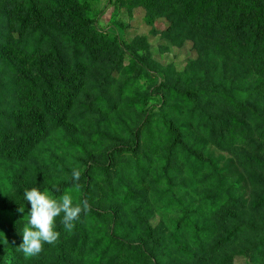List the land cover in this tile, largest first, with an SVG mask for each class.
I'll list each match as a JSON object with an SVG mask.
<instances>
[{"label": "rangeland", "instance_id": "rangeland-1", "mask_svg": "<svg viewBox=\"0 0 264 264\" xmlns=\"http://www.w3.org/2000/svg\"><path fill=\"white\" fill-rule=\"evenodd\" d=\"M27 1L0 0V83L10 81L19 88L21 75L35 78L40 69L29 59L30 52L44 56L55 45L63 58L66 76L72 77L78 92L68 110L54 107L61 119L59 127L47 131L40 142L24 154V163L11 164L0 157V199L14 193L26 177H38L37 173H46L57 182L66 179L53 160L57 158L70 169L92 174L94 193L87 200L97 219L89 220L91 236L110 207L135 230L138 227L133 216L138 214L149 223L153 233H168L166 223L180 213L174 207L165 208L166 197L155 200L166 187L153 178L165 174L167 153L164 149L175 136L181 145L186 143L187 148L193 147V152L195 140L204 141V145L198 147L202 156L210 159L231 182H249L243 194L249 203L260 197L262 189L252 181L255 177L264 179V169L245 162L246 157L253 155L264 159V140L255 130L257 123L235 114L237 119L247 122L251 135L237 131L233 139L228 136L217 142V138L211 136L210 126L200 123L198 112H189L188 103L175 100L170 91V88L182 92L198 86L217 85L219 89L225 86V89L236 90L235 97L241 102L263 108L264 81L255 74L252 63L234 52L225 39L189 28L176 3L174 6L156 3L148 9L141 0H87L84 10L77 0H61V8L35 0L34 9L29 13ZM179 2L181 7L190 5L189 0ZM64 10L85 15L96 32L116 40L121 49L89 58L85 50L80 49L84 39L81 30L73 26ZM221 22L234 25L226 18ZM2 57L7 62L11 60L16 68L10 67ZM142 68L151 79L141 76ZM211 98V95L198 97V101L214 115L234 114L228 106ZM0 105L1 109L10 108L12 115L19 114L23 118L24 103L15 95H0ZM136 108L144 112H137ZM162 113L165 120H159ZM149 114L155 116L144 120ZM179 133L184 136H178ZM72 141L83 143L85 151H80ZM53 156L56 157L52 159ZM187 168L176 149L169 157L168 175L173 184L188 180L189 186L183 193L187 200H193L196 186L187 176ZM125 187L141 194L145 200L134 201L126 195ZM111 189L119 194L118 198L110 196ZM181 191L176 190L175 195ZM198 192L196 190V194ZM56 193L54 197L58 198L60 192ZM66 193L74 200L73 191ZM25 203L30 211V204L26 200ZM236 213L245 222L264 224V208L252 211L247 206ZM59 224L56 221V225ZM104 226L107 229L112 226L109 218L104 220ZM221 226L226 228L227 225L216 223L217 229ZM253 238L254 234L244 233L229 248L192 261L170 251L163 264H214L215 259L238 252L244 247L245 239ZM232 264L253 263L236 255ZM255 264H264V261Z\"/></svg>", "mask_w": 264, "mask_h": 264}, {"label": "trees", "instance_id": "trees-1", "mask_svg": "<svg viewBox=\"0 0 264 264\" xmlns=\"http://www.w3.org/2000/svg\"><path fill=\"white\" fill-rule=\"evenodd\" d=\"M44 1L50 7L62 6L61 0ZM77 1L85 10L87 0ZM34 2L35 0L27 1L29 13L34 9ZM141 2L148 9L156 3L160 6H174L173 3H176L189 28L207 36L225 39L234 52L252 63L255 74L262 82L264 81V0L253 2L189 0L190 5L185 7L180 6L179 0L176 2L141 0ZM64 11L73 26L81 30L84 39L81 41L80 49L85 50L89 58L94 59L95 55L99 56L105 51L116 52L121 49V45L116 40L96 32L92 22L85 15L73 10ZM223 18L233 21L234 25L222 23ZM35 52L31 51L29 55V59L40 69L36 72L35 78L21 75L18 80L19 88L10 81L0 83V95H15L25 106L21 118L19 114L12 115L10 108L1 109L0 105V157L11 164L24 163V154L34 148L47 131L59 127L61 119L54 107H59L63 111L68 110L78 92V85L72 83L71 76H66L63 58L55 45H52L44 56H39ZM2 59L7 62L4 57ZM7 63L10 67L16 68L11 60ZM78 66L76 62L77 70ZM140 73L144 78H152L143 68ZM225 88V86L219 89L217 85H206L190 88V91L180 92L174 88H170V91L175 100H185L188 103L189 112H198L200 123L202 126H210L211 136L217 138V142L224 141L228 136L233 139L237 131L246 136L251 135L252 131L247 122L237 119L235 114L244 115L248 120L255 121L258 137L264 140V107L259 109L249 103H243L235 97L236 90ZM166 90L164 92H167ZM209 95L215 102L228 106L234 114L223 117L208 112L198 101V97ZM136 110L140 113L144 112L142 108ZM154 116L149 114L144 120L152 119ZM164 117L162 113L159 120H165ZM145 124L149 125V121ZM184 129L186 130V127ZM178 136L184 135L179 133ZM176 137L164 149L167 153L165 174L153 178L166 187V191L155 200L160 201L162 197H166L165 208L174 207L180 213L176 219L166 223L168 233L165 231L153 233L149 223L138 214L136 217L133 216L138 227V230H135L122 217L116 216V210L110 207L100 218V223L91 236L88 229L89 220L97 217L95 211L90 209L86 214H82L71 232L66 231L61 223L56 225L60 236L54 245L44 244L43 250L37 256H25L17 249L22 243L23 227L27 223L25 217L29 212L23 196L25 189L38 187L53 196L57 194L56 192H60L59 197L67 191H73L74 203L87 199L94 193V182L90 178L92 174L89 176L86 171L83 173L80 171V187L76 188L71 179L73 168L70 169L71 167L53 156L52 159L54 158L56 164H59L58 169L67 177L66 179L57 182L46 173L42 175L37 173L38 177H26L14 193L0 199V264H163V261L169 257L170 251L178 257L192 261L196 257L229 248L244 233H252L254 238L245 239L243 248L228 256L215 259L214 264H232L236 255L243 256L247 262L253 264L264 261V224L245 222L236 213L237 210L247 206L252 211H261L264 208V179L261 177L253 179L252 184L259 185L262 193L256 201L249 203L243 195L249 182L246 180L231 182L228 176L219 172L212 161L204 158L198 149L204 145V141L195 140L193 152V147L187 148L186 143L181 145ZM72 143L80 151H85L83 143L73 141ZM176 149L184 165L188 166L187 176L196 186L193 189V200H187L183 193L189 186L188 180L184 179L178 184H173L168 175L169 157ZM245 162L264 169V159L257 155L246 157ZM180 189L182 191L176 196L175 191ZM196 190H199L198 194ZM109 194L113 198L119 197L114 189H111ZM126 195L134 201L145 200V197L133 193L128 187ZM20 206L24 207L23 213L17 211ZM107 218L112 224L109 229L104 226V220L106 221ZM56 221L60 222V218L58 217ZM217 222L227 225L226 228L221 226L217 229Z\"/></svg>", "mask_w": 264, "mask_h": 264}, {"label": "clouds", "instance_id": "clouds-1", "mask_svg": "<svg viewBox=\"0 0 264 264\" xmlns=\"http://www.w3.org/2000/svg\"><path fill=\"white\" fill-rule=\"evenodd\" d=\"M80 178L79 169L73 168L71 179L76 188L80 187ZM23 196L31 207L27 214V223L23 227L22 243L17 249L27 257L37 256L43 250L44 244L54 245L59 240L60 233L56 230V218L59 217L64 229L71 232L82 214L90 211L87 199L74 203L73 197L67 193L57 199L48 191L32 187L25 189ZM17 211L23 213L24 207L20 206Z\"/></svg>", "mask_w": 264, "mask_h": 264}]
</instances>
